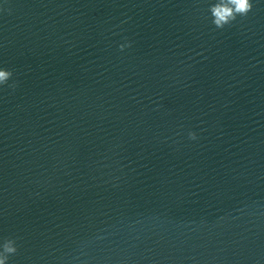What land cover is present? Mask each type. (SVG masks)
<instances>
[{
  "label": "water",
  "instance_id": "1",
  "mask_svg": "<svg viewBox=\"0 0 264 264\" xmlns=\"http://www.w3.org/2000/svg\"><path fill=\"white\" fill-rule=\"evenodd\" d=\"M214 3L0 0L8 264H264V0Z\"/></svg>",
  "mask_w": 264,
  "mask_h": 264
},
{
  "label": "clouds",
  "instance_id": "2",
  "mask_svg": "<svg viewBox=\"0 0 264 264\" xmlns=\"http://www.w3.org/2000/svg\"><path fill=\"white\" fill-rule=\"evenodd\" d=\"M253 9L252 0H216V3L209 7V12L212 17V23L217 29H223L226 25L231 26L236 21L237 16L246 17ZM125 45H120V50H123ZM13 72L8 69L0 68V87L7 85L13 90L17 84L13 82L8 84L12 78ZM188 137L191 140L197 139L196 133L189 132ZM18 252L16 239L5 238L0 243V264H8L9 258Z\"/></svg>",
  "mask_w": 264,
  "mask_h": 264
}]
</instances>
